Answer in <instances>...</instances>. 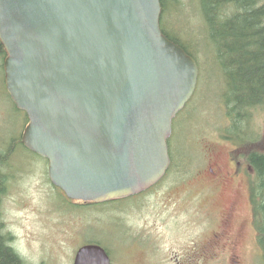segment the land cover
Returning <instances> with one entry per match:
<instances>
[{
    "label": "water",
    "instance_id": "95a60500",
    "mask_svg": "<svg viewBox=\"0 0 264 264\" xmlns=\"http://www.w3.org/2000/svg\"><path fill=\"white\" fill-rule=\"evenodd\" d=\"M161 15V0H0L6 88L29 117L22 140L71 199L140 193L171 164L173 120L199 68ZM74 264L110 260L88 244Z\"/></svg>",
    "mask_w": 264,
    "mask_h": 264
},
{
    "label": "rangeland",
    "instance_id": "374dc122",
    "mask_svg": "<svg viewBox=\"0 0 264 264\" xmlns=\"http://www.w3.org/2000/svg\"><path fill=\"white\" fill-rule=\"evenodd\" d=\"M162 16L167 31L193 53L199 80L192 98L173 121L169 140L173 168L150 191L139 195L86 205L69 199L54 185L48 176V160L22 143L16 145L27 117L6 90L0 56V150L12 149L5 165L9 181L1 211L5 232L13 236L12 246L26 264H73L77 247L92 239L100 240L114 256L124 250L130 253L122 246L128 238L125 224L147 225L150 235L170 255L180 249L175 236L201 230V223L188 221L203 217L205 204L223 213L235 205L238 223H247L250 207L245 183L225 178L233 171L229 159L236 146L222 136L229 124L222 102L227 86L201 2L168 3ZM255 117L264 137V114L258 111ZM210 168L221 173H212ZM215 186L216 197L203 201V194L210 195Z\"/></svg>",
    "mask_w": 264,
    "mask_h": 264
},
{
    "label": "trees",
    "instance_id": "16d2710c",
    "mask_svg": "<svg viewBox=\"0 0 264 264\" xmlns=\"http://www.w3.org/2000/svg\"><path fill=\"white\" fill-rule=\"evenodd\" d=\"M161 2L164 15L168 3L176 4L179 0ZM200 2L209 38L219 49L218 59L223 66L227 86L222 102L229 124L222 129V136L236 146L234 157L244 159L248 164L254 225L264 259V137L263 127L256 124L255 117L258 111L264 114V0ZM161 25L167 37L193 54L167 31L163 25V16ZM0 56H6L1 42ZM15 140L16 145L22 142L21 137ZM11 154L12 149L0 150V264H25L12 246L13 236L5 232L1 211V201L9 181L5 165Z\"/></svg>",
    "mask_w": 264,
    "mask_h": 264
},
{
    "label": "flooded vegetation",
    "instance_id": "af4514ba",
    "mask_svg": "<svg viewBox=\"0 0 264 264\" xmlns=\"http://www.w3.org/2000/svg\"><path fill=\"white\" fill-rule=\"evenodd\" d=\"M229 160L233 171L225 178L241 180L246 186L250 213L245 225L238 223L237 206L232 205L223 213L215 210L211 204H205L207 207L202 210L203 217L188 221L191 224L201 223V230L175 236L180 249L170 255L161 248L162 243L150 235L147 225L135 228L125 224L128 238L122 246L130 253L124 250L123 254L114 256L109 247L94 239L85 241L78 248L85 244H98L108 254L111 264H264L263 249L254 225L247 166L232 155ZM210 171L220 172L214 168H210ZM217 189L215 186L210 195L203 194V201L215 198Z\"/></svg>",
    "mask_w": 264,
    "mask_h": 264
}]
</instances>
